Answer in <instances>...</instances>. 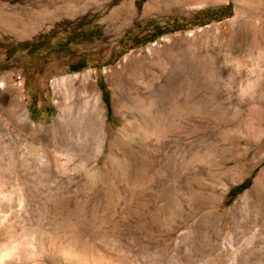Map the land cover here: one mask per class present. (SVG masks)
Returning a JSON list of instances; mask_svg holds the SVG:
<instances>
[{"label":"rangeland","instance_id":"rangeland-1","mask_svg":"<svg viewBox=\"0 0 264 264\" xmlns=\"http://www.w3.org/2000/svg\"><path fill=\"white\" fill-rule=\"evenodd\" d=\"M112 1L0 0V264H264V69L244 24L263 18L242 0ZM150 19L168 33L146 43ZM82 20L100 37L59 50Z\"/></svg>","mask_w":264,"mask_h":264},{"label":"trees","instance_id":"trees-1","mask_svg":"<svg viewBox=\"0 0 264 264\" xmlns=\"http://www.w3.org/2000/svg\"><path fill=\"white\" fill-rule=\"evenodd\" d=\"M120 1H122V0H113L112 4L116 5ZM144 2H146V0H137L136 4H137L139 9L142 7ZM231 10H232L231 4L221 5V6H218L215 8H206V9H202V10L198 11L197 17L199 20L201 18H204L205 22H201L200 25H205L212 20H221L222 18H224V16L230 15ZM85 23H86L85 20L75 22L74 23L75 24L74 31L70 35H68L64 41H58L57 42L58 49L62 51L63 47H68L70 44H77L79 41L84 40V39H90L93 36L100 37L101 31L99 29H97L98 27L93 28V29L88 30V31L82 29V27L85 25ZM144 26L151 28L152 34H153V35H151V36L149 35L145 38L146 43L150 42V40H152V39L154 40V39L160 37L161 35H163L165 33H168L166 31H164V32L159 33V34H155L156 31L160 28L159 21L155 20V19H150V20L146 21ZM141 27H142V24L137 23L134 27H132L127 32V36L131 35L134 31H136L138 28H141ZM50 36L51 35H44V37H42L38 42H32V41L17 42V43H15L14 49L16 50V53H17V52H24V51L30 52L31 50L36 48L37 49L36 52H37L41 48V46H39V44L48 43ZM136 39H137L136 36L132 37V40H133L135 45H137L135 43ZM84 67H86V66L81 64L79 61H76L70 67V70L79 71V70L83 69ZM101 86H102L101 88L103 89L104 94H105V89H104L102 83H101ZM248 184H249V181L246 180L241 185H238V186L232 188L230 190V192L228 193V196L230 198L236 196L237 194L242 192L244 189H246L249 186Z\"/></svg>","mask_w":264,"mask_h":264},{"label":"bare ground","instance_id":"bare-ground-1","mask_svg":"<svg viewBox=\"0 0 264 264\" xmlns=\"http://www.w3.org/2000/svg\"><path fill=\"white\" fill-rule=\"evenodd\" d=\"M208 1L209 0H187L188 3H196V4L208 2ZM242 1H244V3L242 5H240L241 9H244V10L248 9V6L251 5L252 8H250L248 10L251 13H253V17L257 16L259 19H260V17L263 18V20H260L259 23L257 21H255V23H254V22H249V21L245 20L244 24L248 27L253 28V32H254L255 37H256L254 39V42H255V45L257 46V48L259 49V54L256 57H254V61H255V64L257 67L264 69V0H242ZM42 4H45V3H42ZM47 9H49V7ZM147 10H148V7L146 8V11ZM44 12H48V11L45 10ZM46 14H48V13H46ZM218 58H220V57L217 56L214 59L217 60ZM222 58L228 62L243 63L246 61L248 62L253 57H250V55H234L233 53H229V54L222 56ZM243 81H244L243 75L237 76V78L235 80H233L229 86L224 87V89L222 90L221 97L224 100L223 101V107L225 108L226 112L228 111V108L230 107V106H228V104H234L237 106L240 105L239 99L236 95L237 91L235 90V88L239 83H242ZM261 81L264 82V79H262V77L256 78L254 80V82H257V83L261 82ZM262 106H263V108H262L261 114L259 113L260 114L259 116L252 118L250 121L251 129L259 131V132H264V104ZM239 116H240L239 112L235 111V113L233 114L234 120H238ZM262 178H264V171H262L260 173V176H258L255 179V183L253 185L254 190L260 188L261 189L260 192H262V187H260V181L262 180ZM263 191H264V189H263ZM259 198H260V194L254 199L253 203H256Z\"/></svg>","mask_w":264,"mask_h":264}]
</instances>
